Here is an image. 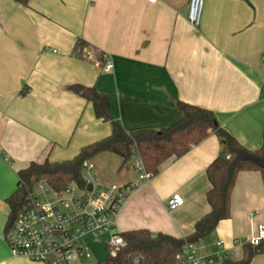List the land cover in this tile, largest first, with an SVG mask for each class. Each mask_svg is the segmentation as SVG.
Masks as SVG:
<instances>
[{
	"label": "crops",
	"instance_id": "obj_1",
	"mask_svg": "<svg viewBox=\"0 0 264 264\" xmlns=\"http://www.w3.org/2000/svg\"><path fill=\"white\" fill-rule=\"evenodd\" d=\"M187 11L188 0H29L27 6L0 0V264H42L12 256L4 239L7 198L18 171L32 161L71 159L110 133V121L97 118L92 104L70 90L72 84L107 94L111 117L128 132L158 130L181 119L180 100L211 110L243 146L261 145L264 0H204L198 27ZM78 40L106 54L112 69L104 71L94 55H75ZM221 148L210 132L183 155L164 160L124 201L115 230L189 234L209 210L205 169ZM120 165L119 158L102 184L136 182L135 170ZM173 193L183 204L169 209ZM229 210L228 218L193 242L202 264L239 258L238 241L264 224L260 172L237 174ZM249 264H264V253Z\"/></svg>",
	"mask_w": 264,
	"mask_h": 264
},
{
	"label": "trees",
	"instance_id": "obj_2",
	"mask_svg": "<svg viewBox=\"0 0 264 264\" xmlns=\"http://www.w3.org/2000/svg\"><path fill=\"white\" fill-rule=\"evenodd\" d=\"M27 6L29 0H14ZM93 50L94 58L101 61L102 52L83 40L76 41L74 54L80 56L82 47ZM70 90L82 96L92 104L94 115L110 121V133L97 141L80 148L71 159L49 162H30L18 171V183L14 192L7 198L8 216L5 228L13 221L17 211L25 201V188L40 180H47L55 190L63 189L67 184H81V166L84 161L93 160L102 153L117 155L123 166L131 159L134 150L139 153L145 171L153 176L159 165L167 158L179 157L194 145L202 141L210 132L221 141V151L205 169L209 188L205 200L209 210L193 224L192 231L185 236H175L165 232L152 234L148 229L135 228L118 232L124 244L111 254L108 249L101 262L93 264H130L132 255H139L142 264H176V255L186 242H196L208 235L223 219L229 217L230 194L236 176L241 171H258L264 185V125L262 142L258 148L250 149L239 143L226 129L219 126L214 113L180 100L176 106L182 112V118L169 126L155 129H142L128 132L110 115L108 95L93 86L72 84ZM24 93V91H22ZM264 253V238L257 245L243 244L239 258L223 259L221 264H249L252 258Z\"/></svg>",
	"mask_w": 264,
	"mask_h": 264
},
{
	"label": "built area",
	"instance_id": "obj_3",
	"mask_svg": "<svg viewBox=\"0 0 264 264\" xmlns=\"http://www.w3.org/2000/svg\"><path fill=\"white\" fill-rule=\"evenodd\" d=\"M203 2L204 0H188L187 20L194 27L199 26ZM93 55L91 48H81L80 57L92 58ZM100 65L104 71H110L113 67L106 54H102ZM130 160H133L132 166L137 178L131 184H100L95 165L87 160L81 166L80 185L71 182L63 189L55 190L47 180L40 179L31 188H25V201L4 231V239L11 255L42 264H88L91 252L87 237L102 232L110 234L107 245L111 247V254H114L124 244L113 226L114 219L139 183L148 182L151 178L136 150ZM166 204L169 209H175L183 204V199L178 193H173ZM262 238L264 224L258 225L255 235L240 240L237 244L257 245ZM223 243V240H219L217 245L222 246ZM202 262V258L194 253L192 242H186L176 255V264ZM130 264H142L141 257L132 255Z\"/></svg>",
	"mask_w": 264,
	"mask_h": 264
},
{
	"label": "rangeland",
	"instance_id": "obj_4",
	"mask_svg": "<svg viewBox=\"0 0 264 264\" xmlns=\"http://www.w3.org/2000/svg\"><path fill=\"white\" fill-rule=\"evenodd\" d=\"M103 157H105V160H103ZM118 159L119 157L117 155L102 153L99 154L96 158H94V161L91 160L96 167V176L100 184H102L103 179H111L113 174L111 172L113 169L117 168ZM132 163L133 160H128L125 165H128V168L131 169V171H134ZM109 239L110 234L108 232H102L97 234L96 236L89 235L87 237V242L89 243V248L91 252V257L87 260L88 264L101 262L106 257L108 249L111 250V247L107 245Z\"/></svg>",
	"mask_w": 264,
	"mask_h": 264
},
{
	"label": "water",
	"instance_id": "obj_5",
	"mask_svg": "<svg viewBox=\"0 0 264 264\" xmlns=\"http://www.w3.org/2000/svg\"><path fill=\"white\" fill-rule=\"evenodd\" d=\"M90 186H88V188H89Z\"/></svg>",
	"mask_w": 264,
	"mask_h": 264
}]
</instances>
